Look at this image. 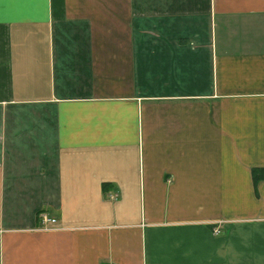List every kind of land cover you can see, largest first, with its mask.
Here are the masks:
<instances>
[{
	"label": "crops",
	"instance_id": "crops-1",
	"mask_svg": "<svg viewBox=\"0 0 264 264\" xmlns=\"http://www.w3.org/2000/svg\"><path fill=\"white\" fill-rule=\"evenodd\" d=\"M0 264H264V0H0Z\"/></svg>",
	"mask_w": 264,
	"mask_h": 264
},
{
	"label": "built area",
	"instance_id": "built-area-1",
	"mask_svg": "<svg viewBox=\"0 0 264 264\" xmlns=\"http://www.w3.org/2000/svg\"><path fill=\"white\" fill-rule=\"evenodd\" d=\"M43 219L44 221H48V220L54 221V218H48L46 215L43 216ZM216 231H218V229H216Z\"/></svg>",
	"mask_w": 264,
	"mask_h": 264
}]
</instances>
